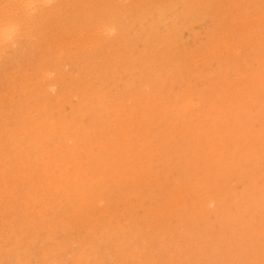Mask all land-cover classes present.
Instances as JSON below:
<instances>
[{"label": "rangeland", "instance_id": "obj_1", "mask_svg": "<svg viewBox=\"0 0 264 264\" xmlns=\"http://www.w3.org/2000/svg\"><path fill=\"white\" fill-rule=\"evenodd\" d=\"M0 38V264H264V0H0Z\"/></svg>", "mask_w": 264, "mask_h": 264}, {"label": "bare ground", "instance_id": "obj_2", "mask_svg": "<svg viewBox=\"0 0 264 264\" xmlns=\"http://www.w3.org/2000/svg\"><path fill=\"white\" fill-rule=\"evenodd\" d=\"M12 1H13V0H12ZM38 1H39V0H38ZM27 2H28V1H27ZM189 9H190V8H189ZM175 12H176V11H175ZM198 12H199V11H198ZM3 13H4V12H3ZM171 14H172V13H171ZM208 14H209V13H208ZM23 16H24V15H23ZM7 17H8V16H7ZM13 20H14V19H13ZM6 21H7V20H6ZM11 21H12V20H11ZM32 22H33V21H32ZM187 22H188V21H187ZM16 23H17V22H16ZM10 25H11V24H10ZM12 26H13V24H12ZM154 26H155V25H154ZM9 29H10V28H9ZM7 30H8V29H7ZM12 30H13V29H12ZM189 30H190V29H189ZM8 31H10V30H8ZM13 31H14V30H13ZM6 32H7V31H6ZM191 32H192V31H191ZM2 34H3V32H2ZM188 35H189V34H188ZM8 36H9V35H8ZM8 36H7V37H8ZM5 37H6V36H5ZM5 37H4V38H5ZM0 39H1V38H0ZM2 41H3V40H2ZM0 42H1V41H0ZM8 235H9V234H8ZM5 239H6V238H5ZM9 246H10V245H9ZM0 247H2V246H0ZM3 251H4V250H3ZM2 255H3V254H2ZM1 258H2V257H1ZM1 258H0V259H1ZM10 258H11V257H10ZM25 260H26V259H25ZM176 264H177V263H176Z\"/></svg>", "mask_w": 264, "mask_h": 264}]
</instances>
